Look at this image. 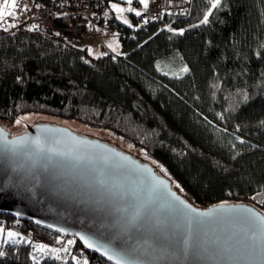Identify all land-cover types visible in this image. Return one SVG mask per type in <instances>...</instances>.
Here are the masks:
<instances>
[{
    "label": "trees",
    "instance_id": "obj_1",
    "mask_svg": "<svg viewBox=\"0 0 264 264\" xmlns=\"http://www.w3.org/2000/svg\"><path fill=\"white\" fill-rule=\"evenodd\" d=\"M101 1L122 27L118 54L93 55L33 30L0 35V120L34 112L107 129L161 163L195 205L248 203L264 214V0H222L207 24L209 0H189L186 13L155 20L130 11L128 24L114 15L111 2L119 0ZM176 53L189 70L159 72L157 62ZM0 223L55 247L72 236L57 242L56 232L10 214ZM73 238L60 260L32 242L8 243L0 264H34L33 256L39 264H76L73 252L108 264Z\"/></svg>",
    "mask_w": 264,
    "mask_h": 264
},
{
    "label": "water",
    "instance_id": "obj_2",
    "mask_svg": "<svg viewBox=\"0 0 264 264\" xmlns=\"http://www.w3.org/2000/svg\"><path fill=\"white\" fill-rule=\"evenodd\" d=\"M0 129L16 141L0 140V214L93 236L132 264H264V214L253 205L197 206L150 164L65 127Z\"/></svg>",
    "mask_w": 264,
    "mask_h": 264
},
{
    "label": "built area",
    "instance_id": "obj_3",
    "mask_svg": "<svg viewBox=\"0 0 264 264\" xmlns=\"http://www.w3.org/2000/svg\"><path fill=\"white\" fill-rule=\"evenodd\" d=\"M14 9L15 17H6L7 24H15L5 31L0 28V35L16 31L33 30L45 35H59L66 42H72L68 36L85 38L90 36L99 39L100 35H121L122 27L113 19L107 2L101 0H17ZM25 5L27 6L25 8ZM39 5V7H37ZM189 8V0H150L148 7L141 13L143 20H155L167 12L184 14ZM56 18L67 19L69 23L59 26ZM36 25V28H32ZM74 25V27H73ZM76 25H81L79 28ZM74 39V38H73ZM111 54L120 52V42L110 50ZM63 234H59L58 241L62 242Z\"/></svg>",
    "mask_w": 264,
    "mask_h": 264
},
{
    "label": "rangeland",
    "instance_id": "obj_4",
    "mask_svg": "<svg viewBox=\"0 0 264 264\" xmlns=\"http://www.w3.org/2000/svg\"><path fill=\"white\" fill-rule=\"evenodd\" d=\"M150 1V0H149ZM4 0H0V4H3ZM135 2V1H134ZM112 4H117L119 7L128 9L131 7L132 9H135V11L141 12L142 10H145L144 6L139 2L138 4L134 5L133 1L129 5L127 0H119V1H113L111 2ZM149 4V3H148ZM133 11V12H135ZM116 12V11H115ZM128 12L130 11H125L122 14H119L116 12L117 16L122 15L125 19H129V14ZM123 21V20H122ZM74 27V25H73ZM113 37L112 40L109 38ZM69 40L72 41L71 43L73 44H78L79 46H87L88 49H91V53L93 55H98L103 52H108V49H105L103 45H105L107 48L110 50H113L115 46L118 44L119 40V35L113 34L110 36L107 35H100L99 39L92 38L90 36H87L85 38L79 39L75 38V36H68ZM74 38V39H73ZM70 43V42H67ZM109 44L112 45V47H109ZM186 67L184 62L182 61V58L179 54H173L169 55L163 59H160L157 62V69L159 72L167 74V75H181L185 72H181V69ZM19 120V123L17 121ZM49 124V125H54V126H60V127H65L72 132L85 136L89 139L97 140L99 142L106 143L116 149H118L121 152H124L133 158L138 159L142 163H148L151 165V167L154 169V171L160 175L162 178L168 180L171 183L172 188L181 196L185 197L186 196L183 194L182 190L177 186L178 184L171 178V176L168 174V172L165 170V168L162 166L161 163H159L157 160L146 157L142 150L133 147L132 145L124 142L120 137L114 135L112 132H110L107 129L103 128H98V127H92L90 125L83 124L79 121H76L72 118H66V117H61L57 115H52V114H43V113H26L21 115L15 122L9 124L4 121L0 120V126L7 130L9 132V135H16L21 132H23L26 129L27 125H32V124ZM0 229H3V233H0V247H5L8 243H13L11 240H9L7 243L4 242L6 238V234L8 231H12L18 234L16 237L17 240L20 241H27V242H32V246L35 244H44L47 245L49 248H55V249H63L65 245L67 244L68 240H74L73 236H67L65 243L61 247H55L51 242L47 240H38V241H33L31 239L30 235L26 234L25 232L16 229L10 225H4V223H0ZM68 245V249H69ZM33 249V247H32ZM34 250V249H33ZM39 253V252H37ZM36 253V254H37ZM42 254V253H39ZM38 254V255H39ZM72 256H76L78 260H84L87 259L88 264H89V258L87 254L85 253H80V252H73L71 253Z\"/></svg>",
    "mask_w": 264,
    "mask_h": 264
},
{
    "label": "snow or ice",
    "instance_id": "obj_5",
    "mask_svg": "<svg viewBox=\"0 0 264 264\" xmlns=\"http://www.w3.org/2000/svg\"><path fill=\"white\" fill-rule=\"evenodd\" d=\"M128 4L130 5L132 3V0H127ZM139 2L144 6V8L148 7V3L149 0H139ZM210 2V7L208 8L207 12L204 15V19L201 21L202 24H207L209 22V16L212 14L214 9H217L220 5L222 0H209ZM17 0H4L3 4H0V28H2L3 30L7 31L8 27H15L16 25L13 24H7V21L5 20L6 17H15V11L14 9L17 7ZM27 6L25 5V8ZM37 7H39V5H37ZM111 7L119 14L124 13L125 11H135V9H132L131 7H129L128 9L119 7L117 4H112ZM135 14L137 16L141 15V13L139 11H135ZM118 19H122L123 23L128 24L129 21L127 19H125L122 15H118L117 16ZM32 28H36V25H32ZM31 30V29H30ZM172 30V29H169ZM185 30L184 29H180L179 33L183 34ZM57 35H59V33H57ZM109 47L111 48L112 45L109 44ZM113 51H115V49H113ZM89 53L91 54V49H89ZM189 69L187 67H184L183 69H181V72H187ZM19 80V77L17 78ZM245 101L248 99L247 96L244 97ZM17 123H19V120L17 121ZM239 139V138H238ZM0 140L4 141L7 144H14L16 143V141H8L7 140V136L4 133L3 129H0ZM36 144L39 145V140L34 141ZM243 143V141H241ZM161 183H163V181H161ZM179 187V185H177ZM174 195V194H173ZM181 203H184L183 201H181ZM185 207L190 208V210L194 213H196L199 216H207V215H211V213L209 212H197V210L195 208H192L190 205H185ZM221 207H223V205H221ZM261 223L264 224V218H261ZM48 227H52V225H48ZM57 231H61V229H57ZM0 233H3V229H0ZM75 235L79 238V240L83 243V245L88 248V249H92L96 252H101L102 255L106 256L108 260L115 261V264H132L131 261L127 260L124 256H122L119 253H116L114 251H109L104 245H101L93 236L87 235V234H82V233H75ZM18 236L17 233L12 232V231H8L6 234V238L4 240L5 243H7L9 240H11L13 243H19V240L16 239V237ZM27 242V241H25ZM59 242V241H57ZM76 241L75 240H68L67 244L65 245V247L63 249H55V248H49L47 245L44 244H35L33 245V249L36 252L39 253H43L45 256L51 254L53 258L60 260L62 259V257L60 255H58L57 253L60 251L63 252H68V245H73L75 244ZM5 253L3 251H0V256H3ZM42 258V257H41ZM34 264H39V260L37 259L36 256L32 257ZM63 259H67V257H64ZM71 259L73 261L76 262V264H88L87 259L84 260H78L76 256H72Z\"/></svg>",
    "mask_w": 264,
    "mask_h": 264
},
{
    "label": "crops",
    "instance_id": "obj_6",
    "mask_svg": "<svg viewBox=\"0 0 264 264\" xmlns=\"http://www.w3.org/2000/svg\"><path fill=\"white\" fill-rule=\"evenodd\" d=\"M135 2H137V3H138V0H135ZM137 3H136V4H137ZM142 11H143V10H142ZM131 12H132V11H131ZM114 15H115V17H117V14H116L115 10H114ZM119 20H120V21H122V19H119ZM122 22H123V21H122ZM109 39H110V40H112V39H113V37H110Z\"/></svg>",
    "mask_w": 264,
    "mask_h": 264
}]
</instances>
